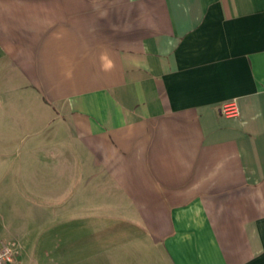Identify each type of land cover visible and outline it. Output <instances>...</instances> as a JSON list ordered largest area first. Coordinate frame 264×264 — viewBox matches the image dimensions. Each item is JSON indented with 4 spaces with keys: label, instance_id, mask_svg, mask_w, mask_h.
<instances>
[{
    "label": "crops",
    "instance_id": "0c3cea01",
    "mask_svg": "<svg viewBox=\"0 0 264 264\" xmlns=\"http://www.w3.org/2000/svg\"><path fill=\"white\" fill-rule=\"evenodd\" d=\"M0 190L11 264H264V0H0Z\"/></svg>",
    "mask_w": 264,
    "mask_h": 264
},
{
    "label": "built area",
    "instance_id": "2783aa9c",
    "mask_svg": "<svg viewBox=\"0 0 264 264\" xmlns=\"http://www.w3.org/2000/svg\"><path fill=\"white\" fill-rule=\"evenodd\" d=\"M220 114L226 118L236 117L239 109L235 100L224 102L219 110ZM14 261V254L11 249L6 246H0V264H11Z\"/></svg>",
    "mask_w": 264,
    "mask_h": 264
},
{
    "label": "rangeland",
    "instance_id": "374dc122",
    "mask_svg": "<svg viewBox=\"0 0 264 264\" xmlns=\"http://www.w3.org/2000/svg\"><path fill=\"white\" fill-rule=\"evenodd\" d=\"M20 199H21V192L19 190L15 191H7V190H0V210L4 213V204L12 205V210L18 214L19 206H20ZM6 204V205H7ZM4 205V207H3Z\"/></svg>",
    "mask_w": 264,
    "mask_h": 264
}]
</instances>
